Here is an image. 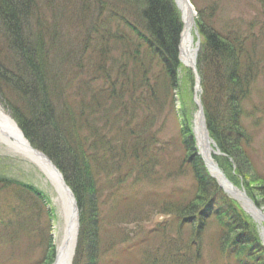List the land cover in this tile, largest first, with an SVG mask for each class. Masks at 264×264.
Listing matches in <instances>:
<instances>
[{"label": "trees", "instance_id": "1", "mask_svg": "<svg viewBox=\"0 0 264 264\" xmlns=\"http://www.w3.org/2000/svg\"><path fill=\"white\" fill-rule=\"evenodd\" d=\"M58 2L66 10H71L69 3L75 2L81 6L80 12L91 14L92 30L89 29L91 34L85 39L84 48L88 46L92 53L100 50V54L87 60L86 65L77 64L90 68V78L80 77L77 67L75 75L68 77L72 73L73 65L69 62L74 56L73 47L69 39L65 40L67 37H60L64 39L62 42L56 41L55 17L42 21L38 18L40 14L32 15L36 8L29 0H0V97L30 141L63 171L84 215L81 194L83 190L90 193L89 211L95 202L96 184L100 179L97 174L103 171L96 165L102 159L112 158L110 169H115L114 172L129 163V169L133 168L140 158L144 163L147 161L149 169L147 139L142 135L152 116L143 117L138 131L129 125L131 120L133 123L142 115V111L153 110L154 96L158 97L157 105L162 104V97L165 101L171 99L170 89L175 86L179 66L182 21L173 0ZM44 5L46 8L47 4ZM197 9V26L202 36L198 64L208 128L224 153L219 159L224 169L232 174V180L244 181L248 193L258 204H264V175H258L253 159L252 125L255 121L251 118L254 112L244 105L253 83L264 70V54L255 52L260 44L255 25H243L231 19L219 26L214 7ZM45 13L51 16L48 9ZM260 33L264 34V24ZM109 44L119 51L121 59L114 72L107 71L109 76L96 84L92 82L96 80L94 77L100 71L105 75L106 63L111 58L104 59ZM60 52L62 56L56 59ZM93 60L98 62L96 66L92 65ZM155 63L160 65L158 77L152 75ZM187 76L188 80L193 79L190 73ZM75 77L80 79L76 84ZM118 114L125 116L124 122L131 118L120 129L115 127ZM193 140L192 135L183 137L196 194L187 200V194L181 190V200L177 199L180 202L173 199L174 202L164 207V211L181 218V253H188L181 254V264H188L190 256L201 252L203 240L199 238L209 229L225 264H264V244L250 217L233 202L234 208L229 205L223 208L229 197L209 174L193 147ZM108 169L106 166L105 170ZM4 180L0 177L1 191L16 182ZM10 205L8 210H0V234L3 226L16 228L17 219L23 220L22 224L29 221L27 203L19 198ZM5 211L8 214H4ZM20 229L23 237L32 236L28 228ZM48 256L51 259L53 255L46 252L42 264H51ZM92 261L96 260L92 258Z\"/></svg>", "mask_w": 264, "mask_h": 264}, {"label": "rangeland", "instance_id": "2", "mask_svg": "<svg viewBox=\"0 0 264 264\" xmlns=\"http://www.w3.org/2000/svg\"><path fill=\"white\" fill-rule=\"evenodd\" d=\"M191 1L195 10L197 7H214L217 10L215 18L222 22V25L231 19L238 20L243 25L254 24V30L260 42L255 52L264 54V34L260 33V27L264 24V0ZM44 3L51 6L48 9L49 15L54 16L57 23H54L58 37L56 41L62 42L64 39L61 38L67 37L65 40L69 39L72 43L71 50L74 56L70 59L69 64L73 67L72 73L68 77L75 75L77 67L80 70H78L80 77L90 78L88 77L89 74H92L89 71L90 68H82L80 64L78 66L77 64L79 62L85 64L87 60L94 59L100 54V50L92 53L88 46L84 48L85 39L91 34L89 29L92 30L93 24L90 23L91 19L89 18L91 14L89 12L86 14L83 10L80 12L82 8L75 2L69 3L71 10H66L64 6L51 2V0H44ZM194 16L196 17V14ZM196 29L197 27L194 28L195 43L198 40L200 47L201 37L195 32ZM88 40L89 38L87 43ZM56 48L60 51L59 46ZM108 50L104 59L107 61L108 56L112 59L110 58V61L106 63L105 75L100 71L94 77L96 80L92 82L96 84L106 78V75L109 76L111 71L114 72L117 62L121 59L118 57L119 51L111 44L108 45ZM199 50L200 48L198 54ZM59 56H62L61 52L55 58L59 59ZM97 64L98 62L93 60L92 65L96 66ZM65 67L69 69L68 66L65 65ZM159 68L160 65L155 63L152 75L158 77L160 75ZM162 72L164 73L163 68ZM189 73L193 80H188ZM78 81L80 79L75 77L74 84ZM195 81L194 71L179 59L175 86L170 89L171 99L165 101L162 97V104L157 105L158 97L154 96L152 98L153 110L147 113L142 111V115L138 119L133 123L131 120L129 126L135 127L134 130L138 131L137 128L143 117L146 114L148 117L152 116L151 122L148 123L150 128L146 125L145 133L142 135L147 139L145 148H147L146 156L149 158V169L146 165L147 161L144 163L143 158L137 159L133 168L129 169L131 167L129 163L117 172H114L115 169H110L112 158H104L96 165L103 171L97 174L100 179L96 184L95 202L92 203L90 212L87 204L90 193L83 190L81 194L85 214H82L83 209L79 206L80 227L73 264H181V254H188L181 253V218H178L174 213L168 214L164 211V207L166 208L171 202L181 200V190L187 194V200L196 194L194 177L190 164L186 160L182 140L184 136L188 137L190 132L194 133L193 119L197 109L194 93ZM154 82L156 83V81ZM0 103L9 113L11 112L1 98ZM244 105L254 112V117L251 118L255 121L252 125L253 159L258 168V175L262 177L264 175V70L253 83L250 97ZM153 115H155L154 118ZM123 118L125 116L119 114L115 117L116 128L119 126L120 129L128 119H131L128 118L124 122ZM128 129L132 131L130 128ZM106 138L108 139V137ZM193 143V147L197 150L196 145L198 144L194 141ZM198 149L200 150L199 146ZM221 155L216 154L215 159L224 173L232 179L230 177L232 174L221 165L219 159ZM106 166L109 167L108 170H105ZM132 169L133 171L130 173ZM208 172L212 176V171ZM0 177L16 181L8 187L5 186L2 191L0 190V210H8L10 204L16 203L20 198L27 203V212L29 213L27 223L22 224L23 220L20 222L17 219L16 228L9 229L3 226V231L0 234V264H42L46 252L53 255L51 259L49 256L47 258L52 263L57 246L53 221L62 217L61 202L55 185L35 162L12 151L2 140H0ZM251 182L254 187L256 183L252 178ZM236 184L248 193L244 181L239 180ZM219 185L230 198L223 208L228 205L234 208L236 205L242 212H246L239 198L226 192V188ZM173 199L174 201H172ZM262 206L264 208V204ZM6 213L8 214L5 211L4 214ZM246 213L260 237L263 233L259 230L261 227L257 218L252 213ZM20 227L23 230L28 228L27 232L32 236L23 237V234L20 235L23 233ZM188 227L186 224L185 229ZM211 232L209 229L200 236L199 240H203L201 252L197 255H189L188 264H225L216 239L210 237ZM184 242H186V235ZM110 248L114 249L110 250ZM174 248L176 249L174 250ZM92 258L96 261H92Z\"/></svg>", "mask_w": 264, "mask_h": 264}, {"label": "bare ground", "instance_id": "3", "mask_svg": "<svg viewBox=\"0 0 264 264\" xmlns=\"http://www.w3.org/2000/svg\"><path fill=\"white\" fill-rule=\"evenodd\" d=\"M32 2L33 6L36 8L35 13L32 15H38L41 20H48L54 16H45V10L49 9L51 6L44 8V0H29ZM59 0H51V2L58 3ZM177 6L184 21V28L182 33L181 41V58L185 65L192 67L196 77L194 83V93L195 100L197 103L200 102V92L201 85L198 81L199 73L197 68V55H198V40L195 43L194 28H196L195 12L193 10V5L189 3V0H177ZM85 9L87 6H84ZM64 21L62 20V23ZM92 20H90V23ZM197 34V29L195 31ZM67 33V32H66ZM194 133L197 140V144L204 154L208 164L209 169L212 173L218 177L222 185L226 190L242 200L246 206V209L251 212L258 220L263 236H264V214L260 208L250 199L246 192L240 187L235 186L229 178L225 175L222 168L217 163L214 152H216V141L210 135L211 132L207 129L204 113L199 108L197 113H194ZM0 140L5 142L7 146L14 152L20 153L27 157L28 159L35 162L46 175L52 180L58 193L59 200L61 202L62 217L59 219H54L53 221V231L57 245L61 241L65 240L69 234V227L72 229L73 235L70 240V247L63 252L59 264H69L73 258L72 251L76 240L77 231V221L74 210L71 208L72 198L69 191L61 183L63 179L54 166L53 162L44 156L38 149H36L29 139L26 137L24 132L21 130L20 126L13 118V116L3 107L0 103ZM199 150V152H200ZM187 153L185 152V155ZM66 243V242H65ZM60 246V245H59Z\"/></svg>", "mask_w": 264, "mask_h": 264}, {"label": "water", "instance_id": "4", "mask_svg": "<svg viewBox=\"0 0 264 264\" xmlns=\"http://www.w3.org/2000/svg\"><path fill=\"white\" fill-rule=\"evenodd\" d=\"M56 167V166H55ZM56 169L58 170V172L60 173V175H61V177H62V179H63V182H61L63 185H64V187L68 190V191H70L69 193H70V195L74 198V196H73V193L71 192V190H69L70 188H69V186L66 184V182H65V179H64V176H63V174H62V172L56 167ZM68 244H69V242H67V243H63L62 245H61V247H60V249L58 250V253H57V256H56V259H55V262H54V264H59V261H60V258H61V256H62V253H63V251L68 247Z\"/></svg>", "mask_w": 264, "mask_h": 264}]
</instances>
